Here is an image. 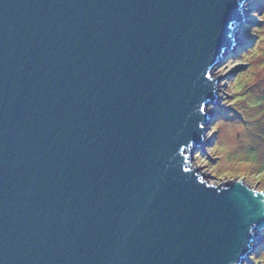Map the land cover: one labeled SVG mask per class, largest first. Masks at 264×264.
Masks as SVG:
<instances>
[{
  "label": "water",
  "instance_id": "water-1",
  "mask_svg": "<svg viewBox=\"0 0 264 264\" xmlns=\"http://www.w3.org/2000/svg\"><path fill=\"white\" fill-rule=\"evenodd\" d=\"M244 1L0 0V264L246 260L264 192L188 161Z\"/></svg>",
  "mask_w": 264,
  "mask_h": 264
},
{
  "label": "rangeland",
  "instance_id": "rangeland-1",
  "mask_svg": "<svg viewBox=\"0 0 264 264\" xmlns=\"http://www.w3.org/2000/svg\"><path fill=\"white\" fill-rule=\"evenodd\" d=\"M241 14L231 51L210 74L218 79L205 109L204 153L191 148L188 161L210 185L230 179L264 192V0H245ZM254 243L241 264H264V233Z\"/></svg>",
  "mask_w": 264,
  "mask_h": 264
},
{
  "label": "snow or ice",
  "instance_id": "snow-or-ice-1",
  "mask_svg": "<svg viewBox=\"0 0 264 264\" xmlns=\"http://www.w3.org/2000/svg\"><path fill=\"white\" fill-rule=\"evenodd\" d=\"M261 19L264 20V17H261ZM202 127H203V126H202ZM213 131H215V130H213Z\"/></svg>",
  "mask_w": 264,
  "mask_h": 264
},
{
  "label": "bare ground",
  "instance_id": "bare-ground-1",
  "mask_svg": "<svg viewBox=\"0 0 264 264\" xmlns=\"http://www.w3.org/2000/svg\"><path fill=\"white\" fill-rule=\"evenodd\" d=\"M213 70V69H212ZM212 70H211V72H212Z\"/></svg>",
  "mask_w": 264,
  "mask_h": 264
}]
</instances>
